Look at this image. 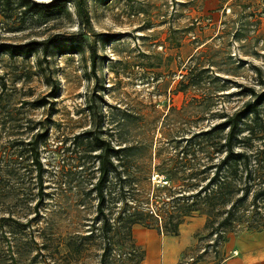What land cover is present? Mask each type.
<instances>
[{
  "label": "rangeland",
  "instance_id": "374dc122",
  "mask_svg": "<svg viewBox=\"0 0 264 264\" xmlns=\"http://www.w3.org/2000/svg\"><path fill=\"white\" fill-rule=\"evenodd\" d=\"M15 4L0 2V43L55 34L77 40L55 42L46 53L35 46L0 54V147L9 167L0 177V264H151L149 245L153 264H165L169 244L177 246L174 264L264 258V230L219 238L195 212L177 235L141 224L128 232L118 218L124 193L172 185L180 195L187 171L212 175L226 132L217 124L249 97L248 87L264 88V0H85L90 25L81 35L72 5L66 14L44 16L23 14ZM195 63L211 67L212 77L186 89L181 76ZM243 124L244 133L255 132L252 147H264V103L260 116ZM88 131L123 150L108 176L110 230L96 210L98 142ZM37 133L44 134L43 201L35 208L36 171L19 155Z\"/></svg>",
  "mask_w": 264,
  "mask_h": 264
},
{
  "label": "trees",
  "instance_id": "16d2710c",
  "mask_svg": "<svg viewBox=\"0 0 264 264\" xmlns=\"http://www.w3.org/2000/svg\"><path fill=\"white\" fill-rule=\"evenodd\" d=\"M0 2L17 8H23L22 13L38 15H61L67 13V5H72L79 18V30L81 35L85 26L90 25V17L85 0H0ZM69 40L74 42L77 37L55 34L41 41H30L23 44L0 43V54H27L34 51L35 46L41 47L46 53L49 46L55 42ZM91 63H95V48H91ZM212 66V64H210ZM212 69L199 64H189L182 74L181 84L186 89H196L205 84L212 77ZM216 76V75H215ZM1 78V76H0ZM4 86V83H1ZM3 88V87H2ZM247 97L233 112L227 114L223 121L217 124L225 129L223 137L219 138L215 154L217 159L211 166L214 171L210 177H192L193 173L187 171L186 177H181V194L174 195L172 185L156 186L150 194L138 195L136 193H124L120 201L123 203L118 218L123 224H128V232L131 225L141 224L146 227H155L157 232L168 235H177L179 225L192 213H200L205 216V228L209 229L219 238L227 233L238 231L264 230V147H252V138L255 132L248 127V134L244 133L243 121L248 116L259 117L260 106L264 103V88L257 92L254 87L247 89ZM39 105L45 102L40 99ZM226 111L222 110L221 114ZM247 126V125H246ZM98 142V152L95 155L98 177L92 188L96 193L97 213L102 217L103 225L111 229L105 208L107 207L109 194L107 184L109 174L117 169L113 159L120 156L123 151L110 145L107 139L95 136L92 131L88 133ZM44 137L43 133H37L26 144L24 156L21 160L30 159L31 166L36 171L38 184V198L35 208L43 201L42 172L43 165L39 160V141ZM4 150L0 147V177H5L9 172ZM18 155V154H17ZM18 157V156H17ZM24 158V159H23ZM21 166V162H16ZM172 183V179H169ZM131 188V187H130ZM0 217V221H4ZM129 255L135 256L137 249L133 245L128 246Z\"/></svg>",
  "mask_w": 264,
  "mask_h": 264
},
{
  "label": "crops",
  "instance_id": "0c3cea01",
  "mask_svg": "<svg viewBox=\"0 0 264 264\" xmlns=\"http://www.w3.org/2000/svg\"><path fill=\"white\" fill-rule=\"evenodd\" d=\"M142 239H143V237H142ZM149 246H150V248H149V250H148V252H147V258H146V259H147V261H149L151 264H153V263L155 262V251H154V248H153L152 245H149ZM169 246H170V248H171V252H170L169 259L166 260V259L163 257V261L165 262V264H174V263L177 262V260L175 259V260L173 261V260H172V256H173V253L176 252V248H177V246H172L171 244H169ZM166 247H167V246H166ZM165 255H166V253H165ZM253 256H254V255H253ZM166 257H167V255H166ZM252 258H253V257H252ZM244 261H245V258L242 259V262H241V263L243 264ZM262 261H264V258H262L260 254H257V255L255 256V261L250 262V263L257 264V263H260V262H262Z\"/></svg>",
  "mask_w": 264,
  "mask_h": 264
},
{
  "label": "bare ground",
  "instance_id": "6f19581e",
  "mask_svg": "<svg viewBox=\"0 0 264 264\" xmlns=\"http://www.w3.org/2000/svg\"><path fill=\"white\" fill-rule=\"evenodd\" d=\"M164 250H165V252H167V247H166V245L164 246Z\"/></svg>",
  "mask_w": 264,
  "mask_h": 264
}]
</instances>
